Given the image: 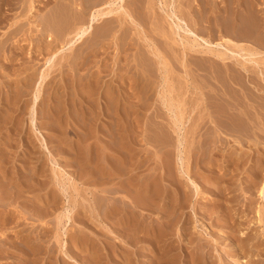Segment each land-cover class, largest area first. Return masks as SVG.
Masks as SVG:
<instances>
[{
    "label": "rangeland",
    "instance_id": "rangeland-1",
    "mask_svg": "<svg viewBox=\"0 0 264 264\" xmlns=\"http://www.w3.org/2000/svg\"><path fill=\"white\" fill-rule=\"evenodd\" d=\"M85 1L0 0V264H264V49L235 0Z\"/></svg>",
    "mask_w": 264,
    "mask_h": 264
},
{
    "label": "bare ground",
    "instance_id": "bare-ground-1",
    "mask_svg": "<svg viewBox=\"0 0 264 264\" xmlns=\"http://www.w3.org/2000/svg\"><path fill=\"white\" fill-rule=\"evenodd\" d=\"M85 1V0H84ZM227 1V0H226ZM231 1V0H230ZM258 0H251V1H247V0H235V2H234V5L232 6V9H233V12L231 11V9H230V11L233 13H231L232 14V16H231V18L227 21V23L229 22L230 23V25H232V26H234V27H236L238 30L239 29H241L240 31H242L241 32V36H239V37H242V38H248V39H246V40H248V41H251L253 44H251V45H253V46H250L251 48H247L248 50H246L245 52H247L250 56H253V58H254V55L256 56V54L258 55L259 53H260V51H259V47H262L263 49H264V14L262 13V9H263V6H262V4H260V3H258L257 2ZM260 1H263V0H260ZM85 3H87L86 1H85ZM98 3V2H97ZM170 3V2H169ZM228 3H229V1H228ZM231 3H233V2H231ZM89 4V3H88ZM84 7V6H83ZM85 7H88L87 5L85 6ZM231 8V7H230ZM87 9V8H86ZM112 9V8H111ZM169 10V9H168ZM224 10V9H223ZM227 10H228V12H229V9L227 8ZM82 11H84V10H82ZM82 11H80V13H84V12H82ZM150 11V10H149ZM107 12H109V10H107L106 12H103V11H99V12H96V13H94L93 15H91V17H90V20L88 21V23L86 24V25H84V18L82 17V16H80V14H74V18H73V24L72 25H70L72 28H68L69 30H70V33H72L73 32V37L75 38V39H73V41L75 42V41H78V40H81L82 39V37L83 36H85V34H87V33H89L90 31L92 32L93 31V24H94V22H96L98 19H101V18H104V16L103 15H105ZM168 12V11H167ZM206 12V11H205ZM75 13V12H74ZM110 13V12H109ZM167 14V13H166ZM206 14V13H205ZM230 14V15H231ZM72 15V14H71ZM81 15H83V14H81ZM168 18L170 17L173 21L172 22H174V20H176V21H178V23H180L181 24V20H180V16L178 17L177 15H176V13L171 9L169 12H168ZM109 19V18H108ZM30 20V19H29ZM104 21V20H103ZM175 21V22H176ZM171 23V22H170ZM228 23V24H229ZM173 24V23H172ZM225 24V23H224ZM228 24L226 25V26H228ZM177 25V24H176ZM175 25V26H176ZM171 26V25H170ZM178 26H180V25H178ZM177 27V26H176ZM229 27H231V26H229ZM234 27H231V28H234ZM182 28V27H181ZM188 29V28H187ZM68 30V31H69ZM72 31V32H71ZM190 32V31H189ZM177 33V32H176ZM190 33H194V32H190ZM240 33V32H239ZM69 33H67V35H68ZM175 35V34H174ZM193 35H195V34H193ZM196 36V35H195ZM187 38V37H186ZM224 40V39H223ZM226 41H228V43H230V42H232L230 39H225ZM194 41V40H193ZM198 42V41H197ZM196 42V43H197ZM64 43V42H63ZM195 43V42H194ZM210 43V42H209ZM186 43H184V45H185ZM234 44V43H233ZM71 45V44H70ZM194 45V44H193ZM235 45H237L238 46V48L239 49H244L243 47H239V45L238 44H235ZM45 46H47V45H45ZM44 46V47H45ZM61 46H63V45H61ZM60 46V47H61ZM50 47V46H49ZM188 47H192L193 48V46H192V44L191 45H189ZM209 47V46H208ZM192 48H189V50L190 49H192ZM195 48V47H194ZM194 48L192 49L193 50V52H195V51H197V52H205V53H210L211 54V52H215V51H205L206 50V48L204 47V50L203 49H200V50H198V49H196V50H194ZM237 48V47H236ZM47 49H48V46H47ZM62 49V48H61ZM58 50H59V48H58ZM55 51V50H54ZM158 52V51H157ZM192 52V51H191ZM227 52V51H226ZM48 53V52H47ZM55 53H56V51H55ZM153 53H154V55H156V56H158L159 58V60H160V64H161V66H165V61H163L162 60V58L160 59V53H155V50L153 51ZM204 53V54H205ZM220 53V52H219ZM236 53V52H235ZM51 54V53H50ZM208 54H206V55H208ZM48 55H49V53H48ZM51 55H54V53H52ZM50 55V56H51ZM202 55V54H201ZM212 55V54H211ZM221 55V54H220ZM224 55V54H223ZM263 55V54H262ZM215 56H219V54H217V53H214V57ZM248 56V55H247ZM250 56H249V58H250ZM161 57H163V56H161ZM213 57V58H214ZM230 57V56H229ZM243 57V56H242ZM244 57H245V55H244ZM50 58V57H49ZM157 58V57H156ZM218 58V57H217ZM224 58L226 59V57L224 56ZM230 58H232V57H230ZM252 58V57H251ZM219 59V58H218ZM223 59V58H222ZM45 60H47V59H45ZM264 60V59H263ZM157 62H159V61H157ZM156 62V63H157ZM248 62V61H247ZM252 62H253V60H252ZM163 63H164V65H163ZM255 63H256V61H255ZM258 63V62H257ZM262 63V62H261ZM159 64V65H160ZM240 64H241V62H240ZM253 64V63H252ZM244 65V63L243 64H241L240 66L243 68V70L244 69H246L245 68V66H243ZM162 68V67H161ZM203 68V67H202ZM160 69V68H159ZM165 69V67L163 68V70ZM205 69V68H204ZM248 69V68H247ZM246 69V70H247ZM162 70V69H161ZM164 73V72H163ZM161 74V73H160ZM164 75V74H163ZM164 82V81H163ZM168 91V90H167ZM163 92V91H162ZM170 92V91H169ZM163 93H161L160 94V96L162 95ZM168 94V93H167ZM166 94V95H167ZM164 95V94H163ZM169 95V94H168ZM168 95L166 96L167 98H168V104H169V106H172V103H176V102H174V101H176V100H174L173 98L174 97H168ZM163 98V97H162ZM165 98V97H164ZM163 98V99H164ZM167 98H165V99H167ZM176 99V98H175ZM177 99H179V98H177ZM183 100V99H182ZM164 101H166V100H163V103H164ZM178 101V100H177ZM181 101V100H180ZM179 103V102H178ZM177 103V104H178ZM212 104V103H211ZM220 104V103H219ZM174 107V106H173ZM176 107H178L177 105H176ZM178 108H181V107H178ZM168 109V108H167ZM176 108H174V110H175ZM171 110V109H170ZM231 110V109H230ZM173 111V110H172ZM224 111V110H223ZM222 112V111H221ZM171 113V112H170ZM224 113V112H223ZM174 115V114H173ZM176 119V118H175ZM180 120V119H179ZM176 121V120H175ZM177 123V122H176ZM121 142V141H120ZM104 149H105V147L101 144V146L99 147V153L97 154V159H95L94 160V163H93V170L95 169V168H97L98 166H99V168L101 169V173H105L106 171L107 172H109V174L111 175V174H116L117 172L114 170V166H113V164L110 162L111 161V154H109L108 152H106V151H104ZM86 150H87V148H86ZM98 150V149H97ZM89 153V152H88ZM118 153V152H117ZM113 154V153H112ZM116 153H114V155H115ZM89 157L87 158V160H90V161H92V157L90 156V155H88ZM109 161V162H108ZM111 164H112V166H111ZM154 181V180H153ZM98 183V182H97ZM63 185V184H62ZM156 185V184H155ZM155 185H153V189L152 190H156V189H158V186L156 187ZM149 186V185H148ZM137 188V187H136ZM263 188H264V184L261 186V188H260V190H259V194H261L262 195V191H263ZM144 191V190H143ZM138 197V196H137ZM136 197V199L137 200H139V201H141V199H138ZM258 214H259V212H258ZM260 215H258V218H259V221H260V217H259ZM262 217V216H261Z\"/></svg>",
    "mask_w": 264,
    "mask_h": 264
}]
</instances>
